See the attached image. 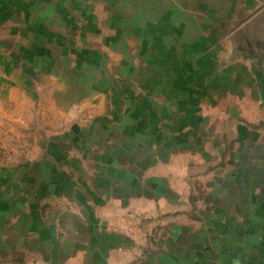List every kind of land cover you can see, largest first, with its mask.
I'll use <instances>...</instances> for the list:
<instances>
[{
    "label": "crops",
    "instance_id": "obj_1",
    "mask_svg": "<svg viewBox=\"0 0 264 264\" xmlns=\"http://www.w3.org/2000/svg\"><path fill=\"white\" fill-rule=\"evenodd\" d=\"M259 19L264 0H0V264H264ZM195 35L227 37L224 65L190 59L212 75L181 76Z\"/></svg>",
    "mask_w": 264,
    "mask_h": 264
},
{
    "label": "rangeland",
    "instance_id": "obj_2",
    "mask_svg": "<svg viewBox=\"0 0 264 264\" xmlns=\"http://www.w3.org/2000/svg\"><path fill=\"white\" fill-rule=\"evenodd\" d=\"M98 22V21H97ZM264 20L259 19L258 24H263ZM231 23V26H228V28H232V26H235L234 23L232 24V22H228ZM240 24V23H239ZM235 28V27H233ZM238 28V27H237ZM99 29V26H98ZM240 30L243 29V26H241L239 28ZM226 36H185V37H181L180 40L184 41L185 43L180 44V47H183L185 50L180 51V59L182 62V66H186L185 69H183V73L181 74V76H190L194 73V75L197 77V75H201V76H205V75H212L214 74L215 71L218 70V68L214 67V64L211 63V65H206L205 67L199 68V67H192V63L190 61V59H192L194 56L195 59H199L200 57L205 58L207 61L208 60H220L224 61L222 63V65L225 64V60H226V55L227 52L225 50V46H224V42L226 40ZM231 39H234L235 41H237V36H232L230 37ZM241 36L239 37L240 40ZM247 38V37H245ZM252 40L254 43H256V47H254L255 52H250L247 53L248 56H250V60L252 59H258L259 62H256L254 60H252V63H256L255 65H259L261 67V69L264 70V35H253L252 36ZM241 41V40H240ZM243 41L246 42V39L243 38ZM193 43V44H192ZM203 48H208L206 51L203 50ZM191 49V50H190ZM194 50V51H192ZM234 54V53H232ZM225 59V60H223ZM82 60L84 61L85 59L82 58ZM86 65V64H85ZM197 65V64H196ZM221 65V66H222ZM181 69V68H180ZM181 69V70H182ZM225 68H221L220 70H224ZM180 70V72H182ZM260 70V69H259ZM199 85L196 87H193L191 91L186 92V94L183 93V95H181V99L179 103H181V106H186V104L188 103V99L186 98L189 94L190 96L193 95L195 96V98H199V93L202 91L200 89H198ZM186 99V101H185ZM201 103V100H198V103ZM199 103V104H200ZM180 106V107H181ZM199 107V106H198ZM8 127V125H7Z\"/></svg>",
    "mask_w": 264,
    "mask_h": 264
},
{
    "label": "built area",
    "instance_id": "obj_3",
    "mask_svg": "<svg viewBox=\"0 0 264 264\" xmlns=\"http://www.w3.org/2000/svg\"><path fill=\"white\" fill-rule=\"evenodd\" d=\"M129 217H131L136 223H141L143 220L146 219V217L142 215H131Z\"/></svg>",
    "mask_w": 264,
    "mask_h": 264
}]
</instances>
